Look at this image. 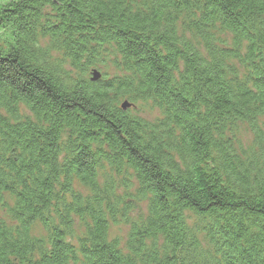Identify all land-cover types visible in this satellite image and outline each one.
I'll return each mask as SVG.
<instances>
[{
    "label": "trees",
    "instance_id": "trees-1",
    "mask_svg": "<svg viewBox=\"0 0 264 264\" xmlns=\"http://www.w3.org/2000/svg\"><path fill=\"white\" fill-rule=\"evenodd\" d=\"M0 212V264H264V0L1 1Z\"/></svg>",
    "mask_w": 264,
    "mask_h": 264
},
{
    "label": "rangeland",
    "instance_id": "rangeland-1",
    "mask_svg": "<svg viewBox=\"0 0 264 264\" xmlns=\"http://www.w3.org/2000/svg\"><path fill=\"white\" fill-rule=\"evenodd\" d=\"M1 1H5V0H0ZM157 116L156 111H147L143 113L142 117L146 118L147 120H152L153 118H155ZM241 136V140L243 142V145L249 143V141L251 140V137L249 135V133H247V130L245 128H243L242 134ZM2 215V212H0V216ZM126 233H127V227H123V226H114L111 227L110 229V237H117L118 239H120L121 241H124L126 238Z\"/></svg>",
    "mask_w": 264,
    "mask_h": 264
},
{
    "label": "water",
    "instance_id": "water-1",
    "mask_svg": "<svg viewBox=\"0 0 264 264\" xmlns=\"http://www.w3.org/2000/svg\"><path fill=\"white\" fill-rule=\"evenodd\" d=\"M99 78L98 74L96 72L92 73V81H95ZM122 109L125 110L129 107V105H127L126 103H124L122 106Z\"/></svg>",
    "mask_w": 264,
    "mask_h": 264
}]
</instances>
